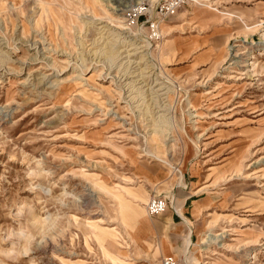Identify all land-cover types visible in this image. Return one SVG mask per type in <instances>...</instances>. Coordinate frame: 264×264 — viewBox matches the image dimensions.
Masks as SVG:
<instances>
[{"label": "rangeland", "instance_id": "obj_1", "mask_svg": "<svg viewBox=\"0 0 264 264\" xmlns=\"http://www.w3.org/2000/svg\"><path fill=\"white\" fill-rule=\"evenodd\" d=\"M165 2L0 0V264H264V0Z\"/></svg>", "mask_w": 264, "mask_h": 264}, {"label": "bare ground", "instance_id": "obj_2", "mask_svg": "<svg viewBox=\"0 0 264 264\" xmlns=\"http://www.w3.org/2000/svg\"><path fill=\"white\" fill-rule=\"evenodd\" d=\"M121 23V22H119ZM110 37L106 38L105 41L106 44L104 45L105 47L109 48L111 50V54L109 57H107V59H109L111 62L114 61H118L119 59H121V61L119 63H121V65H128V66H132V65H140L141 63H139V61H134L132 60L133 57H138L141 61L146 60V58L149 56V53L144 54L145 52H140L137 53L138 50H140V48L137 45V41H134V39H130L133 38L131 36L128 37H122V35L126 34V33H122L121 31H111L110 33ZM111 38V39H110ZM105 48L100 49L99 53H96V55H101L104 54L105 56L107 55V53H104ZM135 51L134 53L131 54V52ZM126 54V56L122 57L123 54ZM123 60H126L125 62H122ZM141 89V88H139ZM138 89V90H139ZM159 124V128L161 129L159 132H163L164 127H170V119L166 116V115H161L159 117V121L157 122ZM172 202H173V198H172ZM149 204V203H148ZM183 219L185 221H187L186 217L183 214H180ZM192 234L189 237V242H188V249L191 248L193 242H192ZM187 240V239H186ZM187 242V241H186ZM187 249V251H188Z\"/></svg>", "mask_w": 264, "mask_h": 264}, {"label": "built area", "instance_id": "obj_3", "mask_svg": "<svg viewBox=\"0 0 264 264\" xmlns=\"http://www.w3.org/2000/svg\"><path fill=\"white\" fill-rule=\"evenodd\" d=\"M185 0H166L165 4L161 5L158 10V15L161 19H165L169 15L173 14L175 10L182 6ZM148 213L150 216H158L164 212L167 208V202L164 199L153 198L148 206ZM161 264H180L174 256H166L161 260Z\"/></svg>", "mask_w": 264, "mask_h": 264}, {"label": "crops", "instance_id": "obj_4", "mask_svg": "<svg viewBox=\"0 0 264 264\" xmlns=\"http://www.w3.org/2000/svg\"><path fill=\"white\" fill-rule=\"evenodd\" d=\"M173 203H174V200H173ZM178 211H183V210H182V208H180V209L177 208V213H176L177 215H176V216H177V217H180L181 215L179 214ZM183 215H184V213H183ZM184 216H185V215H184ZM181 217H182V216H181ZM185 217H186V216H185ZM182 218H183V217H182ZM175 219H176V218H175V215H173V216H172V220H173L174 223H175ZM187 223H189L188 220H187Z\"/></svg>", "mask_w": 264, "mask_h": 264}]
</instances>
